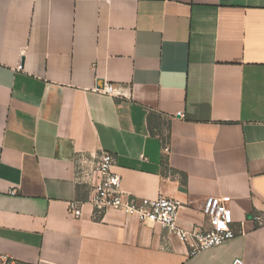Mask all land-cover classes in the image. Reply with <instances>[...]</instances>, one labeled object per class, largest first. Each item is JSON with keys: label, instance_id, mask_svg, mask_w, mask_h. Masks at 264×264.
<instances>
[{"label": "crops", "instance_id": "crops-1", "mask_svg": "<svg viewBox=\"0 0 264 264\" xmlns=\"http://www.w3.org/2000/svg\"><path fill=\"white\" fill-rule=\"evenodd\" d=\"M103 152L138 202L179 200L184 229L227 198L236 236L190 254L159 224L96 214ZM256 214L264 0H0V264H264Z\"/></svg>", "mask_w": 264, "mask_h": 264}, {"label": "built area", "instance_id": "built-area-1", "mask_svg": "<svg viewBox=\"0 0 264 264\" xmlns=\"http://www.w3.org/2000/svg\"><path fill=\"white\" fill-rule=\"evenodd\" d=\"M99 92L113 95V86L105 85L96 89ZM178 116H183L181 112ZM112 156L103 152L97 156L93 172L99 175L89 192L88 202L96 214H102L106 209L112 208L133 217L138 221L159 224L170 234L182 241L188 247L190 254L206 250L233 239L237 232L232 226L228 200L225 197L208 196L202 203V214L208 222L205 230H187L177 224L178 210L181 202L174 198L158 196L148 202H138L136 198L125 193L121 187V177L111 170ZM12 193L14 190L11 191ZM69 213L80 215V209L74 203L69 205ZM252 219L259 226H264V216L256 214ZM231 264H243L242 260L235 258Z\"/></svg>", "mask_w": 264, "mask_h": 264}, {"label": "water", "instance_id": "water-1", "mask_svg": "<svg viewBox=\"0 0 264 264\" xmlns=\"http://www.w3.org/2000/svg\"><path fill=\"white\" fill-rule=\"evenodd\" d=\"M103 80H101V79H99V80H97V82H96V86L98 87V88H102L103 87Z\"/></svg>", "mask_w": 264, "mask_h": 264}]
</instances>
